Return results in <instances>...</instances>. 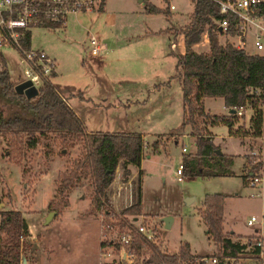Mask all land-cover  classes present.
Instances as JSON below:
<instances>
[{
    "label": "rangeland",
    "instance_id": "1",
    "mask_svg": "<svg viewBox=\"0 0 264 264\" xmlns=\"http://www.w3.org/2000/svg\"><path fill=\"white\" fill-rule=\"evenodd\" d=\"M143 1L103 0L100 9L95 6L91 10L70 13L60 25L32 26L29 29V46L42 49L53 58L55 74L49 79L61 94L71 98L75 112L88 131H142L145 140L156 138L160 141L159 152L141 160L140 186L145 212L132 221L131 215H119L121 219L125 218L132 225L142 222L147 227L151 226L153 241L162 250L175 251L178 244L186 240L196 253L215 254L217 247L215 245L214 250L197 209L201 207L204 193L220 192L224 196L222 230L226 233L234 230L236 233L233 234L244 242L261 238L264 248V162L259 182L250 185L242 177L249 158L252 159L249 151L258 144L248 136V132L239 136L241 145L237 136L227 133L225 122L210 125L196 115L199 127L205 128L206 123L210 125L213 142L218 148L233 154L230 166L233 174L210 177L182 175L176 179L175 168L182 153L194 148V135L188 125L179 128L182 115L180 80L175 74V56L168 49V41L173 37L165 26L172 24V30L177 32L179 27L188 23L193 1L168 0L175 6L171 15L145 12ZM148 1L157 6H168L167 0ZM90 36L104 46L98 57L90 54ZM247 38L245 49L256 51L249 35ZM199 41L201 43L194 50L204 51L206 42L202 37ZM224 41L221 35L219 42ZM175 49L176 53L180 50ZM1 66L12 74L20 72L17 52L8 44L0 45ZM203 105L210 113L227 112L219 96H205ZM250 115L251 110L246 108L243 115L233 120L232 126L244 125L245 128L249 125ZM53 137V134H48L46 138L38 139L34 147L23 145L18 151L9 137L0 136L2 208L17 209L21 215L29 207L33 209L31 215H38L41 222L37 223L36 217L30 215L32 228L39 234L42 231L48 235L54 243L49 256L51 264L98 263L99 236L105 245L112 246L106 260L115 262V242L125 229L112 215L108 217L111 221L108 224L102 208L93 213L89 211L91 187L86 176L80 177L69 189V203L57 210L48 223H42L49 211L48 202L54 199L56 175L80 150L78 140L63 152L56 140L52 141ZM175 138L176 143L173 141ZM183 144L184 151L181 150ZM144 145V151L152 149L147 142ZM131 169L135 173L131 175L130 171L127 180L121 181L116 167L114 178L107 187L111 209L115 213L125 205L129 180L136 176L137 166L132 165ZM82 195L88 196L89 202L86 197L81 198ZM165 215L172 218L167 227L160 219ZM251 215L255 220L248 223ZM244 260L245 264H264L257 256ZM226 261L223 258V263Z\"/></svg>",
    "mask_w": 264,
    "mask_h": 264
},
{
    "label": "trees",
    "instance_id": "2",
    "mask_svg": "<svg viewBox=\"0 0 264 264\" xmlns=\"http://www.w3.org/2000/svg\"><path fill=\"white\" fill-rule=\"evenodd\" d=\"M192 1L188 23L179 27L177 32L174 31L182 34L184 45L182 53L173 54L175 74L180 80L182 102L179 128L188 125L194 135L193 151L182 153L180 158L181 175H231L232 155L217 152L219 148L213 142L211 132L199 127L195 116H201L208 124L225 122L230 132L236 136H243L248 131L250 135H257L261 119V109L258 105L264 104V52H248L228 40L219 42L220 31L216 21L226 18L225 34L233 35L234 16L230 13H220L214 0ZM98 7L100 9L101 4ZM142 8L145 12L165 14L168 9L167 5L157 6L148 0L143 1ZM257 13H264V2L259 4ZM42 25L53 27L59 25V22L44 20ZM202 32L206 33L208 50L196 51L190 45L200 40ZM29 37L27 30L26 35L20 39L25 48L29 46ZM54 74L55 71L51 70L48 76L42 75L36 94L26 97L14 90V84L22 79L21 72L12 74L5 66L0 67V136L9 137L18 151L23 145L34 147L38 139L46 138L48 134H53L52 141L56 140L63 152L68 145L80 141L78 155L71 159L68 166L54 179V199L48 202V210L57 211L67 205L69 189L80 177L86 176L91 187L89 211L93 213L102 208L108 224L111 222L108 217L112 215L125 230L130 229L134 238L132 246L136 253L135 264H203L202 257L208 256H215V264H222L223 258L234 259L233 263L238 257L257 255L258 246L252 245L248 240L240 241L238 235L223 232L224 196L220 192L204 193L201 207L197 209L207 237L217 247L215 254L192 253L186 241L180 242L175 251L162 250L155 241L147 240L138 233L131 222L127 223L125 218L121 219L119 215H131L130 219H136L142 213L141 170L129 180L130 203L116 213L111 209L107 187L114 178L116 167L120 180L126 181L130 173L129 165H139L143 138L136 131H88L49 79ZM249 87H257L258 91L248 92ZM204 96L221 97L228 110L245 104L250 106L252 114L249 117L248 129H245L244 125H237L233 130L230 128L233 120L238 117L234 111L226 115L204 112ZM174 140L176 141V138ZM159 142L156 138L153 139L150 142L151 148L154 150ZM245 176L242 175L244 181ZM56 195L58 197H55ZM26 232L27 225L20 211H0V264H20V238L24 237ZM99 245H104V242L100 240Z\"/></svg>",
    "mask_w": 264,
    "mask_h": 264
},
{
    "label": "built area",
    "instance_id": "3",
    "mask_svg": "<svg viewBox=\"0 0 264 264\" xmlns=\"http://www.w3.org/2000/svg\"><path fill=\"white\" fill-rule=\"evenodd\" d=\"M218 4L220 13H230L234 16L235 31L233 35L225 34L227 27L226 18L217 20L219 36H224L225 40L233 43L236 47L245 48L247 36H250V43L255 48L254 52H264V13H257L259 4L264 0H214ZM103 0H0V45L8 44L15 48L17 52L18 62L21 65L20 72L22 79H29L31 84L36 88L41 83V76H48L51 70H54L53 58L44 50L36 49L28 46L23 47L20 39L26 35V31L35 25H42L44 20L57 21L59 25L64 23L66 16L70 13H77L83 10H91L95 6L102 4ZM169 8L173 5L169 4ZM203 41H207L205 32L201 33ZM200 42V41H199ZM89 51L92 56L98 54L100 44L94 36L88 38ZM173 42L170 46L173 47ZM21 79V80H22ZM257 87H249L248 92H257ZM261 109L260 128L257 135H250L254 140L258 141L257 147L252 148L249 153L252 159L249 158L245 171V181L247 184L254 185L260 181L263 171L264 162V104L258 105ZM244 107H251L247 104L234 107V112L237 116L242 115ZM248 126H246L247 128ZM181 150H185V146H181ZM254 155V156H253ZM260 162L259 164H257ZM245 166V165H244ZM262 167V168H261ZM181 163L179 162L175 168L176 178H181ZM245 169V168H244ZM131 201L130 183L129 191L126 196L128 205ZM2 202H0V211L3 210ZM7 209V208H5ZM255 220L253 215L247 219L248 223ZM132 221V219H130ZM133 227L136 231L147 240L154 238L152 227H147L144 223L139 222ZM20 238V244H22ZM134 238L130 229L121 232L115 242V257L116 261L106 260L110 256V247L102 245L99 248L100 264H131L134 262L136 253L132 246ZM252 245L258 246L259 251L257 258L264 263V248L261 238H254L250 241ZM203 264H215L217 258L202 257Z\"/></svg>",
    "mask_w": 264,
    "mask_h": 264
},
{
    "label": "crops",
    "instance_id": "4",
    "mask_svg": "<svg viewBox=\"0 0 264 264\" xmlns=\"http://www.w3.org/2000/svg\"><path fill=\"white\" fill-rule=\"evenodd\" d=\"M167 3H168V5L169 4H172V3H170L168 0H167ZM155 5V4H154ZM173 5V4H172ZM168 7V6H167ZM175 8V6L173 5V7L172 8H169L168 7V9H167V13L165 14V15H171V11L173 10ZM177 21V20H176ZM175 21V22H176ZM65 22V21H64ZM175 22H174V24H175ZM168 27H172V24H170V25H168V26H165V29H166V31L167 32H170L171 34H172V37H173V39L172 40H170V41H168V49H169V52L170 53H176L174 50H176L175 48H179L180 50L178 51V53H182L183 51H184V45H183V40H182V34H180V33H178L179 35L176 37L177 38V40H176V38H175V36L177 35V33L176 34H174V31L172 30V29H168ZM220 37V36H219ZM171 42H173V47H171L170 46V43ZM206 42V47H204L203 48V50L204 51H207L208 50V43H207V41H205ZM201 42H195V43H192L191 45H190V47L192 48V49H194L195 48V46H198V44H200ZM99 44H100V50L102 49V48H104V46H103V44H101L100 42H99ZM94 57H98V54L97 55H95ZM174 65H175V62H174ZM54 71H55V68H54ZM68 94H70L71 92L70 91H68L67 92ZM62 97H64V99H65V101L69 104V106L73 109V111L75 112V109L73 108V106H72V104H71V98L69 97V98H67L66 96H64V93H62ZM205 97V96H204ZM204 97L202 98V109L204 110V111H206V112H208V113H210L208 110H206L205 108H204V105H203V99H204ZM222 99V98H221ZM226 108V107H225ZM246 108H249V107H244L243 108V110H242V113H243V111H245V109ZM250 109V108H249ZM229 111H228V108H227V112H225V113H210V114H221V115H226L227 113H228ZM76 113V112H75ZM251 114H252V111H251ZM76 115L79 117V115L76 113ZM243 115V114H242ZM251 116V115H250ZM211 125V124H210ZM210 125H208L207 123H206V125H205V128L208 130V131H210L211 132V130L209 129V126ZM227 126V133L229 134V135H234V134H232L231 132H230V129H229V127H228V125H226ZM246 126H248V125H246ZM85 127H86V125H85ZM187 127V126H186ZM232 130L234 129V126H232L231 125V127H230ZM86 129H87V127H86ZM88 130V129H87ZM136 132H139L140 134H141V136H142V138H143V146H145L144 144H145V142H147L148 143V145H149V148L151 147L150 146V142L154 139H151V140H145V136H144V133L142 132V131H136ZM185 132V131H184ZM212 134V133H211ZM184 135V134H183ZM236 136V135H235ZM238 138H239V136H237ZM212 140H214V134H212ZM173 141H174V143H176L177 141H175L174 139H173ZM216 142V141H215ZM239 144H241L242 145V140H240V138H239ZM184 145V144H183ZM158 146H159V144L157 145V147L153 150V149H151L150 151H144L143 150V147H142V153H141V157H140V161H139V165H136L137 166V170L136 171H138L139 169H140V165H141V160L143 159V158H149L150 156H152L154 153H157V152H159V148H158ZM182 146V145H181ZM194 149V148H193ZM192 149V150H193ZM221 150V152H224V153H227V154H230V153H228V152H225V151H222V148H220ZM191 150V151H192ZM231 155H232V161H233V154L231 153ZM243 165H244V162L242 163ZM131 164L129 165V170L131 171V175H133L134 173H135V171L133 170L132 171V169H131ZM142 170V169H141ZM142 172V171H141ZM182 176V175H181ZM177 179V178H176ZM54 189H55V186H54ZM68 198H69V191H68ZM83 197H81V198H87V201L89 202V198H88V196H86V195H82ZM111 197H114V195L113 196H111ZM69 203V202H68ZM48 210V209H47ZM27 211V212H26ZM141 211H142V213H144L145 212V210L143 209V193H142V188H141ZM33 213V209L32 208H28V209H26L25 210V212H22V216H23V218H24V220H25V222H26V225H27V232H26V235L22 238V244H20V248H21V256H20V264H51L50 262L51 261H49V256H50V250H51V248L53 247V245H54V243L50 240L51 238L48 236V235H45L42 231H41V233L39 234V231L38 230H36V229H34V228H32V226H31V224H30V221H29V216L31 215ZM57 213V211H55V213H54V215ZM53 215V216H54ZM31 216H35L36 217V221H37V223H40L41 222V219L39 220V217H38V215H31ZM53 216L51 217V219L53 218ZM50 219V220H51ZM172 219V218H171ZM49 220V221H50ZM43 223V222H42ZM222 227H223V225H222ZM224 231V230H223ZM225 232V231H224ZM229 233H236L234 230H231V231H229ZM186 241V240H185ZM99 242H100V236H99V238H98V240H97V253H98V258H99V248H100V245H99ZM187 243H188V245H189V247H190V251L192 252V253H196V252H194L193 250H192V247H191V245H190V243L188 242V241H186ZM214 245V244H213ZM214 250H215V245H214ZM196 254H200V253H196ZM200 255H203V254H200ZM249 257H252V256H243V257H240V258H237L235 261H236V264H245V258H249ZM100 259V258H99ZM94 260H97V257H95V259ZM225 260H227L226 262H224V263H222V264H235L234 262L232 263V261L234 260V259H229V258H225ZM228 262H230V263H228ZM96 264H99V262L97 263L96 262Z\"/></svg>",
    "mask_w": 264,
    "mask_h": 264
},
{
    "label": "water",
    "instance_id": "5",
    "mask_svg": "<svg viewBox=\"0 0 264 264\" xmlns=\"http://www.w3.org/2000/svg\"><path fill=\"white\" fill-rule=\"evenodd\" d=\"M141 2V0H139ZM14 90L19 93H23L26 97H31L36 94L37 89L34 85L31 84L29 79H22L14 84ZM229 112H233L234 109L231 108L228 110ZM217 152H220V149H217ZM55 210H49L44 217L43 223H48V221L51 219V217L54 215ZM164 226L167 227L169 225V222L171 220V216H162L160 218Z\"/></svg>",
    "mask_w": 264,
    "mask_h": 264
}]
</instances>
